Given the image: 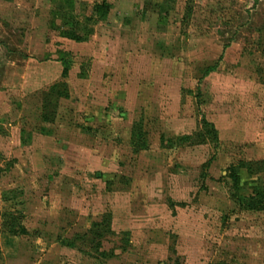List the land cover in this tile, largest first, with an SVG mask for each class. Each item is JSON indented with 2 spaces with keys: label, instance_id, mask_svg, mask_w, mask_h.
<instances>
[{
  "label": "rangeland",
  "instance_id": "1",
  "mask_svg": "<svg viewBox=\"0 0 264 264\" xmlns=\"http://www.w3.org/2000/svg\"><path fill=\"white\" fill-rule=\"evenodd\" d=\"M9 68L0 264H264V0H0Z\"/></svg>",
  "mask_w": 264,
  "mask_h": 264
},
{
  "label": "trees",
  "instance_id": "2",
  "mask_svg": "<svg viewBox=\"0 0 264 264\" xmlns=\"http://www.w3.org/2000/svg\"><path fill=\"white\" fill-rule=\"evenodd\" d=\"M107 7H108V3L107 2H102L100 5H99V7H98V9H100L101 10V12L103 11V12H105L106 11V9H107ZM71 39H73V40H75V41H81V39L80 38H74V37H72ZM63 74H65V71L63 72ZM204 125H205V127H208V126H211L207 121H204ZM210 131H212V130H210L209 129V132ZM213 132V131H212ZM257 204H258V202H256V200H253V202L250 204V209L251 208H256L257 207Z\"/></svg>",
  "mask_w": 264,
  "mask_h": 264
},
{
  "label": "crops",
  "instance_id": "3",
  "mask_svg": "<svg viewBox=\"0 0 264 264\" xmlns=\"http://www.w3.org/2000/svg\"><path fill=\"white\" fill-rule=\"evenodd\" d=\"M6 1V0H3ZM13 0H7V2H12ZM9 67V66H8ZM10 72V68L6 71V73L4 75H2V77H0V85H5L6 87H10L12 86L10 84V80H8V76ZM64 69L62 70V75H63ZM8 73V74H7Z\"/></svg>",
  "mask_w": 264,
  "mask_h": 264
}]
</instances>
